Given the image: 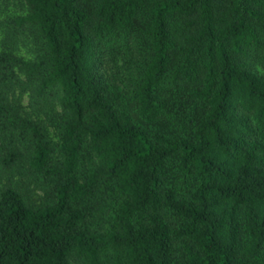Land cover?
<instances>
[{"label":"trees","instance_id":"16d2710c","mask_svg":"<svg viewBox=\"0 0 264 264\" xmlns=\"http://www.w3.org/2000/svg\"><path fill=\"white\" fill-rule=\"evenodd\" d=\"M0 264H264V0H0Z\"/></svg>","mask_w":264,"mask_h":264}]
</instances>
